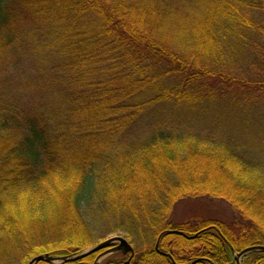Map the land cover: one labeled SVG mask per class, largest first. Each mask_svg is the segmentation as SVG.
<instances>
[{"label":"trees","instance_id":"trees-1","mask_svg":"<svg viewBox=\"0 0 264 264\" xmlns=\"http://www.w3.org/2000/svg\"><path fill=\"white\" fill-rule=\"evenodd\" d=\"M230 40L229 52L248 43L257 80L230 78ZM263 74L264 0H0V264L77 254L121 229L132 258L100 264H237L264 246V164L218 121L168 116L231 88L264 104ZM190 198L222 199L239 222H174ZM254 200L258 222L243 210Z\"/></svg>","mask_w":264,"mask_h":264},{"label":"rangeland","instance_id":"rangeland-1","mask_svg":"<svg viewBox=\"0 0 264 264\" xmlns=\"http://www.w3.org/2000/svg\"><path fill=\"white\" fill-rule=\"evenodd\" d=\"M196 23L198 22L195 21L194 24ZM181 28L182 26L179 27V29ZM231 41L234 43L233 40L226 43L228 54L224 58L223 62L225 65L223 66L230 70L232 75L230 77V74L227 73L223 76L228 78L230 77L232 79L236 77L242 78L247 82L257 80L260 72L254 68L255 61L249 56L248 51H250V46L248 43H245L242 51L238 49L234 52H229ZM234 90L235 89L232 88L229 89V92L231 93L221 97V100H219L215 105L208 107V110H195L194 113L189 116L187 114H183L182 110L173 107L171 111L174 113H168V116L174 118L175 120L178 118L184 119L185 122L194 124L201 122L209 123L211 121L212 124L216 125V122L213 121H218V126L225 137H228L233 144L244 148L242 149L243 151L248 152V154L256 157L264 164V104H259V101H257L254 97L239 98L236 95L237 93L233 92ZM261 95L264 96V93L261 92ZM41 101H46V97H42ZM153 115L155 116L159 114L153 113ZM161 118L162 117L159 115L155 120ZM219 174L220 176L215 173H209L212 180L207 183L215 181L219 182V190L221 192L220 195H224L227 191L231 195H238V190H236V188H233V191L229 189V187L233 186V183L229 184L225 181L223 175L221 173ZM257 203L258 202L254 200L243 205V210L248 215L249 219H251L250 221L258 222L263 220L261 210L253 207H257ZM212 218L220 219L226 223L239 222L233 208L224 202V200L218 198L185 199L176 205L172 214V220L176 223L186 220L199 221ZM97 235L93 238L94 240L92 245L100 243L110 237L121 236L125 238L133 247H135L133 238L128 237L125 229L117 230L113 233L110 232L108 234H104V231H102L100 235ZM82 236L88 238L86 234ZM110 256L113 257L115 254H111L108 257ZM244 260L245 258L243 257L241 259V263H243Z\"/></svg>","mask_w":264,"mask_h":264},{"label":"water","instance_id":"water-1","mask_svg":"<svg viewBox=\"0 0 264 264\" xmlns=\"http://www.w3.org/2000/svg\"><path fill=\"white\" fill-rule=\"evenodd\" d=\"M102 250L96 257L93 264H99L101 260H103L107 255L114 253V252H121L122 254H130L132 256L133 254V248L130 245V243L121 236H114L110 237L108 239H105L104 241L81 251L77 254H70L67 256L62 255H50L48 253L36 255L33 258L29 260L27 264H36L38 262H45V263H51V264H62L66 262L76 261L86 255L95 253ZM264 252V246H251L248 247L241 252L234 255V259L237 264H240V259L243 255L250 253V252Z\"/></svg>","mask_w":264,"mask_h":264},{"label":"flooded vegetation","instance_id":"flooded-vegetation-1","mask_svg":"<svg viewBox=\"0 0 264 264\" xmlns=\"http://www.w3.org/2000/svg\"><path fill=\"white\" fill-rule=\"evenodd\" d=\"M114 253H116V254H118L117 252H114ZM121 254V253H120ZM133 254H134V251H133ZM133 254H132V256H133ZM122 255V254H121ZM123 257H127L128 258V260H130L131 258H132V256L129 258V254H125V255H122Z\"/></svg>","mask_w":264,"mask_h":264}]
</instances>
